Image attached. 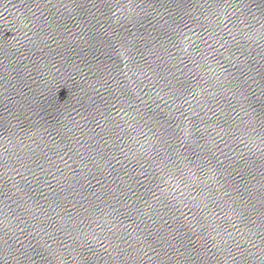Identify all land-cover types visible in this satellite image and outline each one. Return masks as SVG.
<instances>
[{"label":"water","instance_id":"1","mask_svg":"<svg viewBox=\"0 0 264 264\" xmlns=\"http://www.w3.org/2000/svg\"><path fill=\"white\" fill-rule=\"evenodd\" d=\"M0 264H264V0H0Z\"/></svg>","mask_w":264,"mask_h":264}]
</instances>
